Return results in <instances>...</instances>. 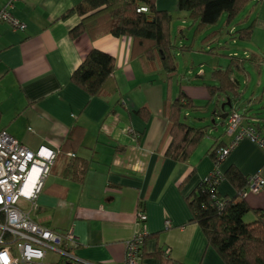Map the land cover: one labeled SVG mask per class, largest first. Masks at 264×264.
<instances>
[{
  "label": "crops",
  "instance_id": "obj_1",
  "mask_svg": "<svg viewBox=\"0 0 264 264\" xmlns=\"http://www.w3.org/2000/svg\"><path fill=\"white\" fill-rule=\"evenodd\" d=\"M80 1L0 0V8L10 2L9 10L25 22L24 28H14L0 21V131L6 130L31 149L46 144L56 150L36 196L34 219L61 232L71 229L78 242L72 251L77 258L123 264L126 240L141 229L136 211L142 209L148 234L138 264H225L207 245L201 227L189 220L184 197L214 167L222 173L234 164L244 175L258 173L264 178V148L243 137L214 166L207 148L214 141L227 144L232 134L221 131L210 135L212 129L208 132L211 140L199 143L187 160L164 156L170 140L163 112L168 95L164 70L159 66L144 70L132 54L129 35L108 32L91 36L83 31L72 36L70 29L81 17L77 12L63 14ZM155 4L171 12L178 9L177 0H155ZM181 14L184 23V11ZM234 29L230 27L231 37ZM211 44L214 51L225 47L216 38ZM92 47L114 55L116 88L112 93L90 95L71 79ZM251 52L264 58V54ZM230 54L249 55L229 51L227 59ZM187 60L183 72L176 63L169 94L175 96L181 87L195 103L203 105L197 109L211 107L209 118L214 128L218 122L226 125L227 115L221 116L230 107L225 105L223 110L221 103L227 96L210 99L204 85V59ZM227 62L218 61L213 67ZM248 65L238 74L244 76V87L236 76L239 94L229 99L264 134V61L260 71ZM196 66L195 78L190 80L186 73ZM253 70L258 74L255 81ZM142 106L149 111L146 117L137 112ZM185 114L192 125L193 120L204 117H194L188 110ZM127 126L133 131L126 130ZM78 161L86 164V170L74 178L66 169L73 163L77 168ZM216 189L221 196L236 194L224 177L218 179ZM243 196L250 206L264 209V184ZM156 249L160 255L153 254Z\"/></svg>",
  "mask_w": 264,
  "mask_h": 264
},
{
  "label": "trees",
  "instance_id": "obj_2",
  "mask_svg": "<svg viewBox=\"0 0 264 264\" xmlns=\"http://www.w3.org/2000/svg\"><path fill=\"white\" fill-rule=\"evenodd\" d=\"M250 1L252 0H177L178 9L184 11V20L189 19L188 27H192L191 41L180 45L171 30L172 12L157 8L155 0H81L63 16L77 12L81 17L79 23L70 29L72 36L83 31L91 36L108 32L131 36L132 54L139 58L142 68L151 70L152 66H159L164 70L168 95L163 101V112L167 119L166 132L170 136L164 156L181 162L190 157L206 135L207 125H192L185 114L186 110L197 109L202 104L195 103L181 87L175 96L169 94L177 72L176 49L191 50L193 40L207 27L215 24L222 14H225L226 23H231ZM140 5H146L147 10L138 11L137 7ZM253 27L254 20L235 28L233 36L249 39ZM179 31L185 36V26ZM216 31L217 29H212L206 32L201 40L209 45L216 38ZM214 47L211 44L206 49L201 46L199 50L213 53ZM228 59L225 66L218 65L211 69L209 77L213 82H204L210 99L222 94L229 98L237 97L239 91L236 74L244 73L247 64L260 71L264 61L263 57L253 52L247 57L230 54ZM114 68L113 54L92 47L73 70L71 79L90 95L112 93L116 88L112 75ZM232 109L237 107L231 106L229 111ZM137 112L146 117L149 111L146 106H142ZM242 115L249 122L244 112ZM225 145L222 141H214L207 148L206 153L212 158L214 166L219 163L216 158L217 150ZM78 163L77 168H74L76 163L68 165L66 173L72 177L81 176L86 170V164L83 161ZM189 174L184 177V181ZM217 174L214 167L185 195L191 213L189 220L201 227L207 245L218 253L225 264H264V209L250 206L241 194L248 186L250 175L242 174L234 164H230L221 173V177L226 178L236 189V194L228 197L221 196L216 184L212 183ZM247 213H252L251 220L244 219ZM158 250L153 254H159ZM63 261L65 260L62 259Z\"/></svg>",
  "mask_w": 264,
  "mask_h": 264
},
{
  "label": "built area",
  "instance_id": "obj_3",
  "mask_svg": "<svg viewBox=\"0 0 264 264\" xmlns=\"http://www.w3.org/2000/svg\"><path fill=\"white\" fill-rule=\"evenodd\" d=\"M9 5L7 2L0 8V21H6L14 28H24L25 22L12 14ZM137 10L146 11L147 6L140 5ZM126 130L133 131L129 126ZM226 131L232 134V139L217 150L219 163L243 137L264 148V134L247 122L237 109L228 112ZM55 155L56 150L46 144L31 149L6 130L0 131V264H97L73 254L78 242L71 229L58 231L38 222L32 215L37 206L36 196ZM217 173L213 185L221 177L219 169ZM263 184L264 178L254 173L249 176L248 186L241 194L247 190L258 191ZM19 199L29 203L28 210L18 206ZM146 217L143 210L136 211V221L141 229L126 240L123 264H138L140 249L148 234L144 224ZM48 249L57 255L56 259L47 257Z\"/></svg>",
  "mask_w": 264,
  "mask_h": 264
},
{
  "label": "rangeland",
  "instance_id": "obj_4",
  "mask_svg": "<svg viewBox=\"0 0 264 264\" xmlns=\"http://www.w3.org/2000/svg\"><path fill=\"white\" fill-rule=\"evenodd\" d=\"M172 14H173V18H172V22H171V30H172V34L174 36H176L177 44L180 45L183 42L184 43L190 42L191 38H192V27H188L190 20L185 19L184 23L181 22L182 21V14H181V10H179V9L173 11ZM253 20H254V27H253V31H252V34H251L249 39H242V38H239L236 36L231 37V35H230V31H231L230 27L231 26L233 28L234 27L238 28V27L245 26V25L249 24ZM183 26H185V29H186L185 36H182V34L179 31V28L183 27ZM212 29H217L215 37H216V39L220 40L221 44H224L225 47L224 48L219 47L213 53H208V52L199 50V48L201 46L206 49L211 45L212 42L209 45L204 43L201 40V36L203 34H205L206 32L212 30ZM229 51L236 52L239 54L250 53L251 51H254V52H257L260 54H264V0H257L254 3H252V2L248 3L235 16V18L232 20L231 23H226L225 14H222L215 24L207 27L201 35H198L193 40V48L191 50L180 51L178 48L176 49V52H177L176 63H178V69L180 70V72H183V71H186V69L188 68V66L186 67L185 58L188 59L187 60L188 63L191 62L192 58L193 59H199V60L204 59V62H203L204 68L203 69L206 70V75L204 77V81L213 82L209 77V74H210L212 67L218 61H224V59H226V61H228L226 54H228ZM223 56H225V58ZM223 65L225 66L226 63H224ZM196 68H197V66L194 69H192V71L190 73L189 72L186 73L187 75L191 76L190 80H193L195 78L194 72H196ZM252 73H254L253 76H254V81H255L258 74L254 70L252 71ZM263 74H264V71L262 70L261 76ZM236 76L240 80V83H241L240 87L243 88L244 82L242 83L241 79L244 76H241L238 74H236ZM253 82L248 84L250 88H252ZM245 93H247V91L243 92V96L245 95ZM237 110L240 113H242L241 107H237ZM188 111L190 112V114H193L194 117H197L199 115H204V117L197 118L196 120L192 119L194 122L193 123L194 125H203V124L207 125V133L204 136V138L202 139V141L200 142V146L208 143V141L211 140L210 135H214V134L218 135V133H221V131L222 132L225 131V133H227L225 124H220L218 122L217 127L216 128L213 127V121L211 118H209V114L212 111L211 107L207 108L206 110L205 109H188ZM208 129H209V131H208ZM212 129H213V131L209 135L208 132H210ZM18 206L21 207L23 210L29 209V203L25 200H22V199H19ZM244 219L245 220H251L252 215L250 213H247L244 216ZM48 251H49L47 253L48 258H51V259L57 258V255L50 252L51 251L50 249H48Z\"/></svg>",
  "mask_w": 264,
  "mask_h": 264
},
{
  "label": "water",
  "instance_id": "obj_5",
  "mask_svg": "<svg viewBox=\"0 0 264 264\" xmlns=\"http://www.w3.org/2000/svg\"><path fill=\"white\" fill-rule=\"evenodd\" d=\"M225 105H227L228 107H231L232 106V104H231V101H230V99H229V97H227L226 98V101H224V102H222L221 103V109H225ZM228 114V112L227 111H225V113H224V115H222L221 117H226V115Z\"/></svg>",
  "mask_w": 264,
  "mask_h": 264
}]
</instances>
